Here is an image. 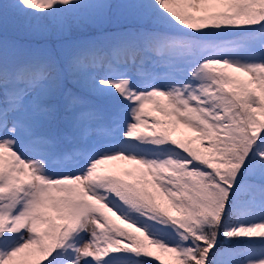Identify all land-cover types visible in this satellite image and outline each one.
Masks as SVG:
<instances>
[{"label": "snow or ice", "instance_id": "6c2138e0", "mask_svg": "<svg viewBox=\"0 0 264 264\" xmlns=\"http://www.w3.org/2000/svg\"><path fill=\"white\" fill-rule=\"evenodd\" d=\"M154 261L264 264V0H0V264Z\"/></svg>", "mask_w": 264, "mask_h": 264}, {"label": "rangeland", "instance_id": "374dc122", "mask_svg": "<svg viewBox=\"0 0 264 264\" xmlns=\"http://www.w3.org/2000/svg\"><path fill=\"white\" fill-rule=\"evenodd\" d=\"M85 28H81V29H78L74 32V34L78 33V32H81L83 31ZM14 32L10 26L9 28V36H14ZM17 38H22V37H17ZM195 135L194 133H190V132H178L176 133V138H181V139H187L188 137L190 136H193ZM107 169L111 172H115V173H120V171L123 169V168H131L132 166L130 164H128L127 162H120V161H117V162H110L107 166ZM155 252L158 253V250L156 249H153ZM163 258L167 259L168 258V254H162ZM149 259H153L154 258H149ZM154 264H159V261H154Z\"/></svg>", "mask_w": 264, "mask_h": 264}, {"label": "trees", "instance_id": "16d2710c", "mask_svg": "<svg viewBox=\"0 0 264 264\" xmlns=\"http://www.w3.org/2000/svg\"><path fill=\"white\" fill-rule=\"evenodd\" d=\"M85 29L81 32H78L74 35H84V36H89V35H95L97 33V29H95L92 26H85Z\"/></svg>", "mask_w": 264, "mask_h": 264}]
</instances>
